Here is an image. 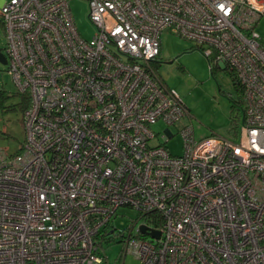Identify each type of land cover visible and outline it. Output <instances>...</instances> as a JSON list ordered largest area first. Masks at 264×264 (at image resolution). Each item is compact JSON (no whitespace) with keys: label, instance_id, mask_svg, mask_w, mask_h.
Here are the masks:
<instances>
[{"label":"built area","instance_id":"2783aa9c","mask_svg":"<svg viewBox=\"0 0 264 264\" xmlns=\"http://www.w3.org/2000/svg\"><path fill=\"white\" fill-rule=\"evenodd\" d=\"M69 1L0 4L8 73L29 100L20 151L0 149V264H104L95 238L116 235L120 207L138 212L121 264H264V0H87L89 39ZM164 30L238 83L237 142L197 140L188 123L182 154L164 145L189 117L152 65ZM157 121L163 144H150Z\"/></svg>","mask_w":264,"mask_h":264},{"label":"rangeland","instance_id":"374dc122","mask_svg":"<svg viewBox=\"0 0 264 264\" xmlns=\"http://www.w3.org/2000/svg\"><path fill=\"white\" fill-rule=\"evenodd\" d=\"M3 0H0V3ZM69 6L75 26L82 37L91 38L96 31L88 18L87 0H70ZM264 42V17L257 26ZM6 38L0 16V49L4 52ZM153 68L165 84L173 89L188 109L189 117H182L174 125L168 126L171 137L164 143L172 155L183 153L182 126L191 123L195 139L209 135H218L237 142L242 128V96L239 85L229 71L221 65L220 69L211 70L204 54L195 48L192 42L184 40L169 30L160 35L159 55ZM0 88L8 98L0 102V149L7 154L15 153L24 142L25 132L22 112L8 107L19 102L16 85L8 73L7 64L0 62ZM156 134L150 144H163L167 125L157 121L150 125ZM138 218V212L129 207H120L111 224L117 228L111 238H95L99 242L98 254L104 258V264H121L117 260L122 248L120 233L128 234V226ZM143 220L138 219L136 227ZM119 232V233H118ZM122 264H140L139 260L127 254Z\"/></svg>","mask_w":264,"mask_h":264},{"label":"trees","instance_id":"16d2710c","mask_svg":"<svg viewBox=\"0 0 264 264\" xmlns=\"http://www.w3.org/2000/svg\"><path fill=\"white\" fill-rule=\"evenodd\" d=\"M3 25V24H2ZM0 51H2L0 49ZM157 59V58H156ZM155 59V60H156ZM155 60H153V62H156ZM153 65V64H152ZM240 90V88H239ZM17 95L19 96V102H17L16 104H13L11 106H9L8 108L9 109H19L21 112L24 111V109L28 106L29 104V100H28V95L26 93H19L17 91ZM8 98V95L6 94L5 90L1 89L0 88V102H3L4 99ZM20 147L19 149L15 152V153H18L20 151ZM14 154V153H13ZM149 217V216H148ZM147 222L149 224H154V225H157L156 221L155 220H151L149 218H146ZM158 222V221H157Z\"/></svg>","mask_w":264,"mask_h":264},{"label":"water","instance_id":"95a60500","mask_svg":"<svg viewBox=\"0 0 264 264\" xmlns=\"http://www.w3.org/2000/svg\"><path fill=\"white\" fill-rule=\"evenodd\" d=\"M0 62L3 63V64H7V59H6V56L4 54V52L0 51ZM140 231L143 233L147 230V226L146 225H140ZM151 235H154L156 237L159 236V231L157 230H152L150 231Z\"/></svg>","mask_w":264,"mask_h":264},{"label":"crops","instance_id":"0c3cea01","mask_svg":"<svg viewBox=\"0 0 264 264\" xmlns=\"http://www.w3.org/2000/svg\"><path fill=\"white\" fill-rule=\"evenodd\" d=\"M1 3H2V1H1ZM1 3H0V4H1Z\"/></svg>","mask_w":264,"mask_h":264}]
</instances>
